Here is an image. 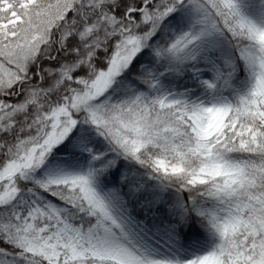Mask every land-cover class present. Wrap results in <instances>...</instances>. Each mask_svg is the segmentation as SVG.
<instances>
[{
	"label": "snow or ice",
	"instance_id": "obj_1",
	"mask_svg": "<svg viewBox=\"0 0 264 264\" xmlns=\"http://www.w3.org/2000/svg\"><path fill=\"white\" fill-rule=\"evenodd\" d=\"M0 264H264V0H0Z\"/></svg>",
	"mask_w": 264,
	"mask_h": 264
}]
</instances>
